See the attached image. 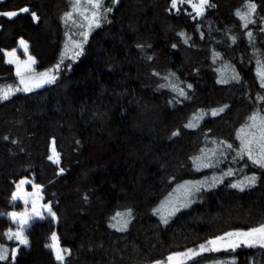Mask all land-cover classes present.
Listing matches in <instances>:
<instances>
[{
	"label": "trees",
	"instance_id": "1",
	"mask_svg": "<svg viewBox=\"0 0 264 264\" xmlns=\"http://www.w3.org/2000/svg\"><path fill=\"white\" fill-rule=\"evenodd\" d=\"M249 2L257 7L245 27L236 12H248ZM210 4L197 18L186 4L175 12L171 0H102L98 10L82 0L85 15L99 13L100 26L89 30L72 0L0 1V13H18L0 15V88L19 86L4 53L20 39L37 71L59 64L53 83L0 100V246L8 249L0 264H61L46 247L53 233L68 250L62 264H155L264 224V169L237 155L239 130L254 113L264 115L257 75L264 71V0ZM190 121L196 126L186 128ZM53 147L59 163L49 159ZM210 161L219 179L163 223L154 214L160 202L176 185L201 178ZM253 175L249 187L245 178ZM25 179L42 188L56 215L31 223L28 246L4 235L17 229L9 214L21 208L12 197ZM241 181L243 191L231 187ZM218 259L264 264V248L183 264Z\"/></svg>",
	"mask_w": 264,
	"mask_h": 264
},
{
	"label": "snow or ice",
	"instance_id": "2",
	"mask_svg": "<svg viewBox=\"0 0 264 264\" xmlns=\"http://www.w3.org/2000/svg\"><path fill=\"white\" fill-rule=\"evenodd\" d=\"M185 3H188L192 10L196 13L197 16H203L204 14V10L206 7H214V5L210 4V0H197V2H194V0H171V8L172 9H176L177 12L179 11V8L177 7L178 4L183 5ZM83 4H87V5H91L92 9H101L103 7L102 5V0H83ZM246 7L248 8V12L245 13H241L239 10L236 12V15L243 21H245L244 26L247 27V24L250 22H254V21H250L248 20V16L255 13L256 11V7L257 5L255 3H251L249 2ZM72 8L74 11H77L79 13V15L84 16V19L88 21V28L89 30L92 29L93 26L95 27H99L100 23H99V13L97 11H92L91 13V17L85 15V12L88 11L87 8H83L82 9V0H72ZM21 12L24 13H28L29 9L28 8H22L20 9ZM106 11H111V9H106ZM0 15H5L8 16L9 18L11 17H15L16 15H18L17 12H5V13H0ZM33 20H38V17L36 16L35 13H31ZM65 19L66 20H71L72 19V12H68L65 14ZM81 27H83V25H81ZM81 35L84 36L85 42L87 40V33H81ZM178 35L183 36L184 33H178ZM248 36L251 38L252 33L249 32ZM185 43H187V40H185ZM19 45L21 48H23L24 52L27 53L28 51V44L26 43L25 40L20 39L19 41ZM74 46L76 48H82V43L81 42H74ZM173 47H175V45H173ZM3 51V50H0ZM80 53L77 52L76 55H79ZM4 55L6 57H9V59L7 60V63L12 64L15 63L16 64V74L17 76L20 77V83L25 85L23 89L19 88V87H13L11 85L6 86L4 88H0V100H7L9 99L10 95L14 94L15 92L18 91H31L32 90V86L35 87H40L41 84L43 83H53L56 80V75L53 74V70L49 69L47 71L41 72L38 74V80L39 82L35 83L34 85L30 86L28 81L25 79L24 73H30L32 72L33 69V65H35L36 60L35 58L29 56L27 61H20L18 57H16V51L15 49H13L10 52H5ZM149 59H151V57H149ZM62 63V61H61ZM259 63V61H258ZM56 70L59 69V64L55 66ZM257 75L261 78V87H264V71H258ZM32 79H37V78H32ZM189 87H191V85H189ZM180 95H185V93L183 92V90H178ZM261 100H264V97H260ZM224 109L221 108L217 111H213L212 115L215 116L218 114V112H222ZM194 119H199V117H194ZM249 120L252 122L250 124H246L244 127H242L239 130L238 133V139L240 140L241 143V148L240 150L237 152V155L240 158H243L245 155L248 157V160L251 161V163L261 169H264V115H261L260 112H256L254 113L252 116L249 117ZM196 125L193 122H189L188 124L185 125L186 128H193ZM247 129V130H246ZM254 130V131H252ZM180 133L179 131L177 132H173V136H178ZM5 139H7V137H5ZM54 144V142H53ZM255 145V147H254ZM228 148H232V145H227ZM52 153L53 155L49 157L50 160L53 159V157H55V159L53 160L54 163H59V154L56 152L55 147H53L52 149ZM200 157L195 158L194 163H196V161H199ZM209 164H204L203 167H209ZM197 170H199V166L197 167ZM63 171V169H61V172ZM225 176H231L233 175L232 171L229 170L228 172L224 173ZM248 182V186H254L257 180V177L255 175L250 176V177H246L245 178ZM26 183H29V181L27 180H21L20 184L17 185V190L18 192L22 191L23 188L22 186ZM199 184V187H197L194 184L186 183L184 185H180L178 186V188L176 189V191H179L180 189H184L185 193L187 194H191L192 191H200V187H203V182H197ZM244 182L241 181L240 183H235V184H231V187L233 188H238L240 191L244 190L243 187ZM34 187L38 188L39 186L37 185H33ZM17 193L13 194L12 199L15 200L17 199ZM170 203V201H165L161 204V206L157 209L154 210V214L156 213H162V209H164L165 205ZM184 207H187L188 204L185 203L183 205ZM47 211L49 213V215L55 220L56 219V215L54 212H52L50 207H47ZM34 208H35V204H34ZM179 207H175L173 209H171V211L168 213V215H173L176 211H179ZM12 219L13 222H17V220H19L18 223V228L15 232H13L11 229L8 232H5L4 235L7 237L8 240H17L19 241L20 244H23L25 246H28L29 241L27 239V237L24 235V232L26 230V228L30 227L29 224V220L31 219L30 216H28L27 214H18L13 212L9 214ZM36 215H39V213H36ZM121 215H131V212L129 211L128 213L125 214H121V213H117V216H121ZM43 217L41 216V219ZM113 219H115V217H113ZM161 220L163 223L167 224L168 223V219L166 216H164L163 214H161ZM126 224L127 221H125L124 226H122L121 228H118V231H124L126 230ZM113 227H115V225H112ZM226 237L229 238H235L234 240H231L229 242H227V247L231 248L232 250H234L236 247L239 246L240 243H244L246 246L248 247H252L256 244L259 245V247L264 248V224H261L259 227H254L249 229L248 231H236V232H228L225 234ZM225 236H221V237H217L214 240H209L207 243L209 245H213L214 247L211 249H208L205 247V245H200V252L203 251H208V250H212V251H218L219 248L215 247L216 245H218L220 242L225 241ZM52 243L46 245V247L51 248L55 253H56V259L58 261H61V264L64 260V256L63 253L67 252V249H61L60 245H59V238L57 237V235L55 233L52 234L51 237ZM15 254H16V249H12V258H15ZM199 252L195 251V250H188L185 253H178L176 254V256H168L167 257V261H156L155 264H183V260L180 259V257H190V256H194V255H198ZM8 259V249L5 246H0V260H7Z\"/></svg>",
	"mask_w": 264,
	"mask_h": 264
},
{
	"label": "rangeland",
	"instance_id": "3",
	"mask_svg": "<svg viewBox=\"0 0 264 264\" xmlns=\"http://www.w3.org/2000/svg\"><path fill=\"white\" fill-rule=\"evenodd\" d=\"M0 1H2V0H0ZM194 2H197V0H194ZM185 4L191 9V13L195 17H197V18H201L202 17V16H197L196 13L192 10L191 6L188 3H185ZM183 5H180V4L177 5V7L179 8V10L181 9V7ZM173 10L175 12H177L176 9H173ZM206 10H207V7L204 10V14H205ZM15 51H16V57H18L19 60L22 61V62L23 61H27L28 60V57L31 56L30 53H29V47H28L27 53H25L24 50H23V48L20 47L19 43H18V46L15 49ZM6 52H10V51H6ZM8 59H9V57H6V62H7ZM10 65H12L14 67V69H15V75L17 76V74H16V64L15 63H12ZM32 67L34 69L32 72H30V73H24L25 79L28 81V83H29L30 86H32L35 83L39 82V80H38V74L41 73V72H39V71L36 70V63ZM52 70H53V74L55 75L56 74V70L55 69H52ZM17 77H18V81H19V86L18 87L21 88V89H23L25 85L21 84L20 83V77L19 76H17ZM32 78H37V79H32ZM48 84H51V83H43V84H41L40 87L32 86V90H35V89L44 87V86H46ZM52 155H53V153H52ZM54 159H55V157H53V160ZM209 165L210 166L205 169V170H207V172L201 178L197 179L196 181H194V180H185V182H183L180 185H184V184L190 182L191 184H194L197 187H199V184L197 182H203V187H200V190L209 188L211 185H213V183L216 180L219 179V178H217V176H215V178H213L215 174L219 173L215 169L216 168V164L213 165V162L210 161ZM25 180H27V179H25ZM27 181H29V183H26V184H24L22 186V188H23L22 191L18 192L17 189L15 191V193L18 192V195H17V199L13 200L14 201V204H16V205L20 204L21 205V208L19 210L13 211V212L17 213L18 216H19V214H27L28 216H30L31 219L29 220V224L31 225L32 222L41 219V216L44 217L45 215H49V213L47 211V208L45 206L50 207V204H48V203L45 202L44 197H43V194H42V188L41 187H38V188L34 187L33 185H35V184H33V182L31 180H27ZM19 184H20V182L17 185H19ZM180 185H176L175 188H174V190L170 194H168L160 202L159 207L166 200L167 201H170V203L166 204L165 207H164V209H162V213H157L160 219H161V214H163L164 216L167 217L168 222H169L179 212H181L182 210L187 209L189 206H191L194 202H196L198 200V196H199V192L200 191L196 192V191L193 190L190 195L187 194V193H185L184 189H180L179 191H176V189ZM185 203L188 204L187 207H184L183 206ZM34 204H35V208H34ZM175 207H179L180 210L179 211H176L173 215H168V213L171 211V209H173ZM36 213H39V215H36ZM11 219H12V217H11ZM12 221H13V219H12ZM13 223L18 228L19 220H17V222H13ZM16 230H14L13 232H15ZM222 236H225V234L222 235ZM234 239H235L234 237L233 238H229V237H226L225 236V241L220 242L218 245L215 246V247H218L219 248L218 251L208 250V251L200 252L198 249H193V250L199 252L198 255H206V254H210V253L217 254L219 252H225V253H227L229 251H235V250H237L239 248H242V247H248L244 243H240L239 246L236 247L234 250H232L231 248H228L226 246L227 245V242H229L231 240H234ZM13 241L15 243L19 244V245H23V244H20L19 241L15 240V239H13ZM205 247L208 248V249H211L214 246L207 244V245H205ZM252 247H259V245L256 244V245H254ZM60 248L63 249L61 247V245H60ZM181 253H185V252H181ZM55 255H56V253H55ZM66 255H67V252H64L63 253L64 258H65ZM173 256L175 257L176 254L173 255ZM195 257H197V255L190 256V257H187V258L180 257V259H182L183 262H188L191 258H195ZM59 262H61V261H59ZM62 263H64V260H63ZM204 264H235V263L233 261H224L222 259H218V260H214V261H205Z\"/></svg>",
	"mask_w": 264,
	"mask_h": 264
}]
</instances>
